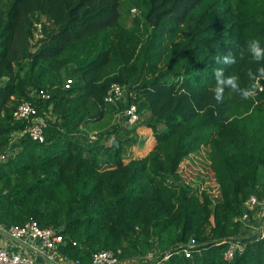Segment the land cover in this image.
I'll return each instance as SVG.
<instances>
[{
    "label": "trees",
    "instance_id": "trees-1",
    "mask_svg": "<svg viewBox=\"0 0 264 264\" xmlns=\"http://www.w3.org/2000/svg\"><path fill=\"white\" fill-rule=\"evenodd\" d=\"M123 2L0 0V155L14 152L0 162V224L53 226L64 238L59 252L80 264L102 249L138 263L151 253L157 264H264V237L224 258L227 242L242 232L235 218L247 200L264 198V79L257 73L264 61L247 52L251 39L264 46V0H135L126 11L139 6L142 17L139 10L132 25ZM39 24L44 36L33 43ZM241 49L238 63H217ZM218 68L256 95L225 89L218 104ZM113 83L126 90L116 104L105 101ZM40 89L50 97L33 98ZM25 100L48 117L43 142L26 134L10 142L27 125L14 117ZM131 103L141 115L137 126L119 120L94 140L77 136ZM140 125L156 144L125 161ZM112 133L118 145L105 144ZM187 157L203 166L197 182L180 171ZM212 178L217 194L206 186ZM191 239L187 256L182 248Z\"/></svg>",
    "mask_w": 264,
    "mask_h": 264
},
{
    "label": "built area",
    "instance_id": "built-area-1",
    "mask_svg": "<svg viewBox=\"0 0 264 264\" xmlns=\"http://www.w3.org/2000/svg\"><path fill=\"white\" fill-rule=\"evenodd\" d=\"M134 10L138 11L137 8ZM38 28L39 30L35 33V39L32 41L33 43L44 36L41 24H39ZM37 33H41V36H37ZM261 77L264 79V76ZM261 77L259 76L255 81L256 88H258L259 91L263 89ZM71 84L72 79H68L65 83V87H70ZM256 93V89L251 91V95L253 96H255ZM125 96V88L118 83H113L107 91L105 101L116 104L119 101L125 100ZM32 97L35 99H47L50 97V93L45 89L34 90L32 92ZM116 116L130 127L135 126L141 119L140 112L135 103H131L124 110L118 112ZM14 117L17 120L26 121L27 125L24 129L13 134V141H11V143L17 141L25 134L36 141L43 142L45 140V129L48 126V117L38 115V107L32 101L25 100L21 102L14 111ZM90 138L94 140L97 136L93 134ZM9 155H14V152L8 150L1 154L0 162L5 161ZM246 205L247 210L245 213L235 218V220L241 224L242 232L238 237L230 239L227 242L228 248L224 253V258L226 260L233 259L238 251L242 252L249 240L264 237V198L251 195ZM251 211H254V213L256 212L257 216L255 214L252 216ZM254 216L260 221V232L256 235L248 236L247 231L251 228V219ZM7 232L12 238L33 250H31V253L10 252L0 245V264H80L78 260H71L59 252V244L64 242V238L60 231L53 226L42 227L36 219H29L22 225H11L7 227ZM194 244L195 240L191 239L190 243L184 245L182 248L187 256H190L193 252L191 248ZM170 255V251L166 252L165 259ZM38 257L43 260V263L38 260ZM121 262L122 260L115 251L102 249L93 253L91 264H121ZM157 262L156 258L150 253L144 256L143 261L138 264H157Z\"/></svg>",
    "mask_w": 264,
    "mask_h": 264
},
{
    "label": "rangeland",
    "instance_id": "rangeland-1",
    "mask_svg": "<svg viewBox=\"0 0 264 264\" xmlns=\"http://www.w3.org/2000/svg\"><path fill=\"white\" fill-rule=\"evenodd\" d=\"M134 2H135V0H127V2H123V4H122V8H121L122 16L125 19V23H127L128 25L134 24L135 16H133V15L138 13L139 10H140V13L137 15V17L138 16L142 17V15H141L142 9L139 6L135 5L136 7H133L131 9L130 13H128L126 11L127 5H132V4H134ZM135 8H137L138 11H135L134 10ZM36 35L41 36V33H37ZM68 73H69V68L62 71L63 79L66 80L67 78H69ZM117 121H119V119L116 115L111 116L110 114H108V115H106V117L102 121L97 122V123H92L88 127L85 128V134H88V135L77 134V136L81 137L82 140H84L85 142H88V141H90L88 139L89 135L94 134L96 136H99V134L101 132L112 130L114 128V125L117 123ZM137 125H135V126H137ZM128 127H130V126H127V129H128ZM137 131H138L137 135L139 136L140 140H139L138 144H136L134 146L127 147V154L125 155V161H128L131 158H141V157L147 155L154 148V146L156 144V141H153V133H151L150 129H146V128L142 129L141 127H139V128H137ZM122 132H124V131H122ZM114 136H115L114 134L111 135L110 139L105 141L106 142L105 144H107V145L112 144V142L114 140ZM154 140H155V138H154ZM11 141H13V135H12ZM197 162H198V159L196 157H191V158L187 157V158H185V160L180 165V171H181L183 177L188 182H190V181L197 182L198 180H200V179H198L197 175H198L199 170H201L203 168V166H201V164H199ZM206 186L208 189L212 190L213 193H215V194L218 193L217 185H216L213 178L210 180V183L206 184ZM254 214L256 215L257 213L255 212ZM256 216H254L251 219V228H249L248 229L249 231H247L248 236L256 235L260 232L261 225H260L259 219H257ZM124 263L125 264H138V260H137V258L125 259Z\"/></svg>",
    "mask_w": 264,
    "mask_h": 264
},
{
    "label": "clouds",
    "instance_id": "clouds-1",
    "mask_svg": "<svg viewBox=\"0 0 264 264\" xmlns=\"http://www.w3.org/2000/svg\"><path fill=\"white\" fill-rule=\"evenodd\" d=\"M247 52L250 53L253 61L259 63L264 61V46L261 45L259 39H251L247 42ZM245 58L244 49H241L238 55H233L228 53L223 57H217V63L223 64L225 66H231L238 63L239 60ZM224 68H218L214 71L215 77V87L212 89L213 98L219 103L224 102L225 89H229L231 92L239 94L243 98H248L251 95V91L248 88H242L239 83V77L234 75H224ZM260 76H264V66L257 70ZM257 73L251 71L248 72L249 78H256Z\"/></svg>",
    "mask_w": 264,
    "mask_h": 264
},
{
    "label": "crops",
    "instance_id": "crops-1",
    "mask_svg": "<svg viewBox=\"0 0 264 264\" xmlns=\"http://www.w3.org/2000/svg\"><path fill=\"white\" fill-rule=\"evenodd\" d=\"M139 127H141L142 129L143 128L150 129V128L144 126V125H140ZM150 131H151V133H153L152 129H150ZM154 138L155 137H154V134H153V141H156V140H154ZM0 245H2L4 248H6L10 252H29V253H31V250H33L30 247L25 246L21 242H19V241L15 240L14 238H12L10 236V234L7 232V228L5 226H3L2 224H0ZM38 260L41 263H43V260L40 257H38ZM124 262L125 261H122L121 264H125Z\"/></svg>",
    "mask_w": 264,
    "mask_h": 264
},
{
    "label": "water",
    "instance_id": "water-1",
    "mask_svg": "<svg viewBox=\"0 0 264 264\" xmlns=\"http://www.w3.org/2000/svg\"><path fill=\"white\" fill-rule=\"evenodd\" d=\"M112 144L118 145V142L116 139L113 140Z\"/></svg>",
    "mask_w": 264,
    "mask_h": 264
}]
</instances>
